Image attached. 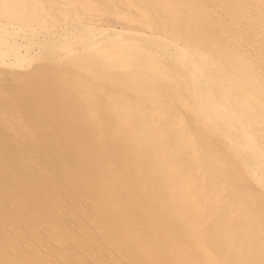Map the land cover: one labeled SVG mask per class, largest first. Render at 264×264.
<instances>
[{
	"label": "bare ground",
	"instance_id": "6f19581e",
	"mask_svg": "<svg viewBox=\"0 0 264 264\" xmlns=\"http://www.w3.org/2000/svg\"><path fill=\"white\" fill-rule=\"evenodd\" d=\"M0 264H264V0H0Z\"/></svg>",
	"mask_w": 264,
	"mask_h": 264
}]
</instances>
